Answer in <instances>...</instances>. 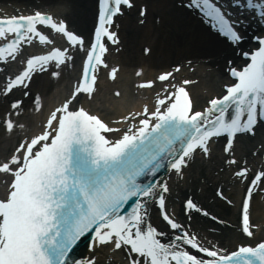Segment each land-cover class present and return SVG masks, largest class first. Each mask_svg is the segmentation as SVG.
Segmentation results:
<instances>
[{"label":"snow or ice","instance_id":"snow-or-ice-1","mask_svg":"<svg viewBox=\"0 0 264 264\" xmlns=\"http://www.w3.org/2000/svg\"><path fill=\"white\" fill-rule=\"evenodd\" d=\"M235 2L239 6L240 0ZM225 3L181 0L180 6L199 11L231 42L220 54L235 82L224 83L223 94L212 96L201 106L187 87L193 81L172 83L174 73L183 66L177 62L154 79L139 81L141 88H154L159 82L160 91L154 93L153 107L145 103L140 111L119 115L118 121L125 122L122 127L106 122L80 98L90 104L99 90V69L108 67L104 40L115 44L120 39L112 30L116 17L125 13V6L135 8L138 22L143 23L150 11L149 0H98L94 32L87 45L85 36L71 29L66 18L47 9L36 7L28 14L0 16V62L21 61L19 70L5 76L0 86V97L7 102L0 114V127L7 136L16 134L15 143L0 157V176L4 178L0 264H102L95 254L68 260L70 248L90 230L93 253L127 249L126 264H264V238L256 242L251 220L254 192L264 191V165L256 168L247 159V154H257L247 148L249 142L259 137L264 144V34L252 37L259 46L245 51L241 47L245 41L243 21L233 18L231 4L226 7ZM246 3L264 17V0ZM154 20L159 22L160 17ZM53 33L61 34L69 46L23 52L34 41L53 45ZM77 50L84 56L74 86L40 121L39 130L29 131L28 118L44 107L41 94L30 88L34 74L47 69L52 77H59L63 67L75 63ZM151 51L144 48L145 53ZM238 55L249 57L250 62L240 66ZM118 68L111 67L108 75L115 78ZM17 88L24 89L19 97L12 95ZM115 95H120L119 89ZM221 136L225 140L223 163L233 167L234 177L246 182L240 223L243 233L253 238L232 251L206 246L195 231L168 211L166 197L171 189L167 181L142 182V177L156 173L165 160L182 178L187 169L214 158L215 141ZM260 153L264 160V148ZM216 192L228 200L221 188ZM133 197L131 209L122 213ZM150 201L158 205L167 225L179 232L173 240L165 242L166 233L150 220ZM184 203L188 211L212 215L191 197Z\"/></svg>","mask_w":264,"mask_h":264},{"label":"bare ground","instance_id":"bare-ground-1","mask_svg":"<svg viewBox=\"0 0 264 264\" xmlns=\"http://www.w3.org/2000/svg\"><path fill=\"white\" fill-rule=\"evenodd\" d=\"M33 1L0 0V3L18 6L26 5V3L37 4ZM46 1L59 5H69L68 10H58V13H64L70 25H74L81 34L89 33L90 29H88V26L93 0H40L42 3L45 2V4ZM179 1L181 0H149L150 11L148 18L141 24L138 22L137 14L132 9L130 14H128L129 16L121 18L122 30L120 31V37H122L124 48L121 54H116L120 64L119 72L116 75L114 85H111V89H108L110 88L108 87V90H104L102 95H100L101 98H104L103 102L99 103L100 107L91 106L94 110H98L106 121H111L113 126L122 127L125 123L118 121L119 115H126L128 111L132 110L140 111L145 103L150 108L153 107L154 93L160 91L161 85L159 82L154 88H145V90H139L137 85H132L136 77L134 76L131 79L130 68H134V65H147L144 69V77L152 78L154 72L168 70L170 69L169 66L180 62L183 66L178 72L174 73L172 83L183 79L193 81L189 86L190 91L199 98L200 105L204 104L206 98L218 94L221 85L226 82L227 72L224 70V61L220 53L225 49H229L231 43L229 44L223 38H219L216 34L209 32L208 28L194 17L191 10L178 6ZM95 2L96 0H94V7ZM14 8L12 6H1L0 12H13ZM25 9H28V7H24V10L20 12H24ZM231 12L233 18L238 16L241 19L239 13L232 11V9ZM156 16L160 17L159 22L154 20ZM253 21L256 22H250L248 27L243 28L242 24L245 41L241 46L248 44L249 30L254 32L252 30L254 27L255 31H259L263 25L262 23H264V18H258ZM145 47L151 48L152 51L150 54L145 53L146 55L142 56L141 53ZM149 58H153L152 62H150ZM189 60L191 63H188ZM146 61L149 63H146ZM237 62H239L238 57ZM216 64L218 66L214 67ZM70 71L68 66L62 69L59 76L62 78L58 79V86L54 89H50L51 83L46 79V76L37 75V82L33 87L43 97L44 107L41 112L35 113L28 118L30 120L29 131H38L41 117L48 113L54 105L62 101L72 89L74 74L73 70L71 73ZM49 76L54 78L51 75ZM66 77L67 82L64 84ZM108 83L110 84L112 81H108ZM115 84L117 85L115 86ZM117 89L120 91L119 96L115 95ZM80 100L85 103V106L90 105L84 100V97H81ZM96 100L94 97L93 101ZM25 101L26 104H30L29 100L26 99ZM15 140V133L7 136L3 128H0V157L7 153L8 149L15 143ZM262 145L260 138L257 137L255 141L249 142L247 148H250L252 153L256 151L258 154L260 149H262ZM237 151L239 154L241 149L238 148ZM214 152L215 156L212 160L197 163L194 167L187 169L182 178H178L176 173L169 176L167 181L171 191L166 197L168 211L185 227L195 231L199 238L206 243H217L216 245L220 249L224 247L231 249L235 247V244L253 241L252 237H246L242 233L240 223L241 208L237 207L238 195L242 190L241 183L243 180L234 177L232 175L233 167L231 168L223 163L221 149L218 148L217 144L214 146ZM257 154L256 158H251V153L247 154V159L256 168L264 165L257 157ZM3 179V176H0V192H3ZM217 188H221L224 195L234 201V205H227L222 199L216 198ZM189 197L198 202L200 206L207 208L216 217H219V220L221 219L220 224L204 217H199L192 210H186L183 202ZM263 197L258 192H254L252 200L251 220L254 225L253 231L256 240L264 236ZM149 212L150 220L155 226H158L161 231L165 229L170 232L159 220L157 211L153 210L151 203H149ZM215 230L219 232L217 233ZM125 252H127V249L124 251L104 249L101 252L93 253L92 249H89L82 257L89 258L95 254L102 264H126Z\"/></svg>","mask_w":264,"mask_h":264},{"label":"rangeland","instance_id":"rangeland-1","mask_svg":"<svg viewBox=\"0 0 264 264\" xmlns=\"http://www.w3.org/2000/svg\"><path fill=\"white\" fill-rule=\"evenodd\" d=\"M93 6H94V0L92 1V6H91L92 13H93Z\"/></svg>","mask_w":264,"mask_h":264}]
</instances>
